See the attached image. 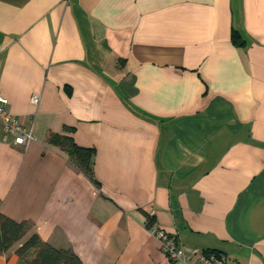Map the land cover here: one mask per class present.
<instances>
[{
    "label": "crops",
    "instance_id": "0c3cea01",
    "mask_svg": "<svg viewBox=\"0 0 264 264\" xmlns=\"http://www.w3.org/2000/svg\"><path fill=\"white\" fill-rule=\"evenodd\" d=\"M0 93L33 134L14 144L0 121V212L42 241L81 264H186L153 217L264 264V0H0ZM64 125L94 180L48 142Z\"/></svg>",
    "mask_w": 264,
    "mask_h": 264
},
{
    "label": "trees",
    "instance_id": "16d2710c",
    "mask_svg": "<svg viewBox=\"0 0 264 264\" xmlns=\"http://www.w3.org/2000/svg\"><path fill=\"white\" fill-rule=\"evenodd\" d=\"M231 40L238 46L244 43L237 30H232ZM73 131L74 127L64 125L62 132L49 133L48 142L64 150L70 161L94 180L92 171L94 150L78 145L73 138ZM150 221H153V217H150ZM32 227L29 220H15L0 212V253L19 244L15 248V253L21 264H81L80 258L71 248L54 247L42 241ZM209 251L220 253L213 249Z\"/></svg>",
    "mask_w": 264,
    "mask_h": 264
},
{
    "label": "built area",
    "instance_id": "2783aa9c",
    "mask_svg": "<svg viewBox=\"0 0 264 264\" xmlns=\"http://www.w3.org/2000/svg\"><path fill=\"white\" fill-rule=\"evenodd\" d=\"M30 101L33 104H38L39 96L32 95ZM0 121L5 136L14 144L26 145L33 138L31 126L23 123L20 119L12 117L8 110V99L1 93ZM145 225L149 233L157 238L160 249L172 261L184 260L186 264H225L226 258L222 253L187 248L178 241L175 234L166 231L153 221H150V217L145 222ZM192 256L194 257L191 258Z\"/></svg>",
    "mask_w": 264,
    "mask_h": 264
}]
</instances>
